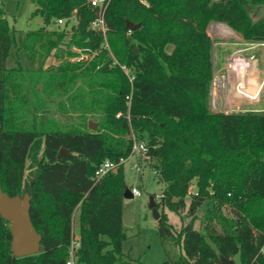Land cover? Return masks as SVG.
I'll list each match as a JSON object with an SVG mask.
<instances>
[{
  "label": "trees",
  "instance_id": "1",
  "mask_svg": "<svg viewBox=\"0 0 264 264\" xmlns=\"http://www.w3.org/2000/svg\"><path fill=\"white\" fill-rule=\"evenodd\" d=\"M5 1L0 184L10 195H32L31 219L43 238L38 254L15 257L10 223L0 215V264H69L76 218L75 264H147L122 252L124 163L95 176L106 159L119 162L132 153L131 133L147 141L150 167L163 183L156 199L162 264H221V256L264 264V114L210 109L213 40L207 31L211 21L225 22L246 41L264 42V18L252 12L264 0H109L105 19L114 56L90 27L98 9L89 0H31V16L43 19L21 44L31 69L6 63L15 38ZM58 18L68 20L48 29ZM127 19L140 27L129 31ZM73 45L98 53L72 62ZM52 53L61 61L46 67ZM116 59L132 67V83ZM61 148L69 152L59 155ZM29 161L35 169L27 178ZM166 208L187 209L191 219L177 227Z\"/></svg>",
  "mask_w": 264,
  "mask_h": 264
},
{
  "label": "rangeland",
  "instance_id": "2",
  "mask_svg": "<svg viewBox=\"0 0 264 264\" xmlns=\"http://www.w3.org/2000/svg\"><path fill=\"white\" fill-rule=\"evenodd\" d=\"M35 5L31 0H6L4 8L6 10L10 25L14 28V42L10 50V54L6 60L8 66L17 65L20 63L24 69L33 68V64L27 59L24 49L21 47L22 41L28 30L39 28L43 25V19L39 15L31 16V13ZM253 12V11H252ZM222 23L225 26L231 27L225 22L211 21L207 26V31L210 34L214 26L219 27ZM56 24H51L48 29H53ZM216 27V32L220 35L219 39L228 41L231 35H222L219 33V28ZM211 29V30H210ZM233 30V29H231ZM234 31V30H233ZM73 30L69 31L66 40H69L72 36ZM239 36H242L239 32H236ZM233 35V34H232ZM243 37V36H242ZM245 46V45H243ZM257 51L259 59L262 63V83L264 80V45H257ZM63 47H66L63 44ZM172 45L168 47L171 50ZM111 49V47H110ZM222 48L220 44L214 45L213 52L215 53V64L219 67L222 64L221 60ZM110 52V51H109ZM111 53L113 51L111 49ZM110 53V54H111ZM114 55V54H113ZM61 61L57 59L53 53L47 58L45 66L56 65ZM264 90V88H263ZM58 116L63 119H69L65 114L57 112ZM90 121H97L90 119ZM98 126V123H97ZM96 126V127H97ZM40 152L43 150V145L39 149ZM264 157V156H263ZM150 158L139 156L138 154L132 153L127 157L124 162L125 167V179L130 188L139 187L141 190V196H133L125 200V208L129 207L133 214V223L131 225L124 226L125 237L122 242V252L125 258L132 260L140 259L147 264H162L166 254L161 242L160 234L157 229V220L152 215V211L149 207V198L153 195L156 199L158 194L161 193L163 183L159 181L150 167ZM31 161L27 163L26 175L29 177L30 173L35 169L30 166ZM136 163L140 164V169L134 168ZM205 205H202L198 209L197 214L200 216L203 213ZM168 214V220L179 227L182 223L188 222L191 217L187 215V209L182 213H176L170 209H165ZM199 220H196L195 226L199 227ZM75 225L77 227V234L79 233L78 221L75 219ZM235 263L238 261V257L234 258Z\"/></svg>",
  "mask_w": 264,
  "mask_h": 264
},
{
  "label": "crops",
  "instance_id": "3",
  "mask_svg": "<svg viewBox=\"0 0 264 264\" xmlns=\"http://www.w3.org/2000/svg\"><path fill=\"white\" fill-rule=\"evenodd\" d=\"M211 29L213 47L220 44L222 48V64L219 67L216 66L213 52V78L209 93L210 109L213 112L263 111L262 63L257 47L252 46L261 45L258 42L246 41L242 36L235 34V30L231 38L224 41L219 39L220 35L216 32V26ZM240 82L243 83V90L256 97L252 98L240 92L238 90ZM75 230L77 232L76 225Z\"/></svg>",
  "mask_w": 264,
  "mask_h": 264
},
{
  "label": "water",
  "instance_id": "4",
  "mask_svg": "<svg viewBox=\"0 0 264 264\" xmlns=\"http://www.w3.org/2000/svg\"><path fill=\"white\" fill-rule=\"evenodd\" d=\"M253 17L256 20L264 18V4L254 9ZM140 25L141 23H134L129 19L126 21V26L131 30L137 29ZM257 113L264 114V110L257 111ZM96 126V122L89 121V128L96 129ZM68 152V149L61 148L59 155L67 154ZM133 196L131 188H126L124 193L125 199L132 198ZM31 199L32 195L29 192L10 195L3 190L0 184V215L10 223L9 229L12 235L11 250L15 257L38 254L42 249L43 235L37 230L31 219ZM149 207L154 218L157 222H160L161 212L153 195L149 198ZM123 223L124 225H131L133 223V214L129 207L124 209ZM221 264H235V260L221 256Z\"/></svg>",
  "mask_w": 264,
  "mask_h": 264
},
{
  "label": "built area",
  "instance_id": "5",
  "mask_svg": "<svg viewBox=\"0 0 264 264\" xmlns=\"http://www.w3.org/2000/svg\"><path fill=\"white\" fill-rule=\"evenodd\" d=\"M90 4L97 8V15L96 17L92 20L90 27L93 30H96L97 32H100L103 35V47L105 49H107L108 51H110L111 53V49H110V45L107 39V30H108V26L106 23V19H105V10L107 8V5L109 3V0H89ZM68 18H58L56 21V26H63L66 24ZM71 20V24H74L75 22V16H71L70 18ZM71 24L69 29L71 28ZM129 31H131V29H129ZM258 44L260 45H264V42H258ZM70 51L73 52V54H71L68 58L70 61L72 62H86L91 60L97 53L98 50H94L90 47H79L76 45H73L71 47H69ZM112 56H114L111 53ZM116 63H118L120 65V67L124 70V72L127 74V76L129 77L130 82L132 83L134 78H135V74L134 71L132 69V67L126 63H121L119 62L117 59L115 60ZM263 84H264V80H263ZM238 88L240 90V92L244 93L243 91V83H239L238 84ZM127 98H130V95L127 96ZM117 116H120V113L117 114ZM130 137L133 140V144H132V151L135 154H138L139 156H143L145 158H150L149 157V146L147 144V141L141 138H138L136 136L135 133H131ZM127 160V157H122L120 159L119 162H115L113 160L110 159H106L105 161H103L96 169L95 171V176L96 177H102L103 175H105L106 173L110 172V171H114L118 168V166L122 163H124ZM134 168H136L137 170L140 169V164L136 163L134 165ZM133 195L134 196H141V190L139 187H133L131 188ZM160 197V194H158V198ZM79 245V236H77V234L75 233V237L72 241V244L70 246V259L68 260L69 264H75L76 260H75V248L76 246ZM235 264H239V263H235Z\"/></svg>",
  "mask_w": 264,
  "mask_h": 264
},
{
  "label": "bare ground",
  "instance_id": "6",
  "mask_svg": "<svg viewBox=\"0 0 264 264\" xmlns=\"http://www.w3.org/2000/svg\"><path fill=\"white\" fill-rule=\"evenodd\" d=\"M217 27V26H216ZM214 28V27H213ZM217 28H219L218 30H219V33L220 34H222V35H232V34H234V31L233 30H231L228 26H225V25H223L222 23H220L219 24V27H217ZM243 74H244V76H245V70L243 71ZM245 84V83H244ZM238 90H239V88H238ZM240 91V90H239ZM244 91V93H246V95L247 96H249V97H252V98H254V97H256V96H254V95H252V94H249L248 92H246L245 90H243Z\"/></svg>",
  "mask_w": 264,
  "mask_h": 264
}]
</instances>
